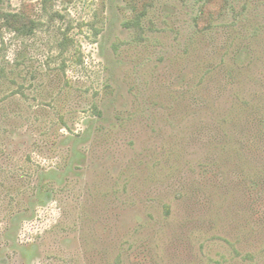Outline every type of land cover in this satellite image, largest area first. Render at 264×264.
I'll list each match as a JSON object with an SVG mask.
<instances>
[{
    "label": "rangeland",
    "instance_id": "obj_1",
    "mask_svg": "<svg viewBox=\"0 0 264 264\" xmlns=\"http://www.w3.org/2000/svg\"><path fill=\"white\" fill-rule=\"evenodd\" d=\"M0 11V264H264V0Z\"/></svg>",
    "mask_w": 264,
    "mask_h": 264
},
{
    "label": "trees",
    "instance_id": "obj_2",
    "mask_svg": "<svg viewBox=\"0 0 264 264\" xmlns=\"http://www.w3.org/2000/svg\"><path fill=\"white\" fill-rule=\"evenodd\" d=\"M37 22L22 12H3L0 11V30L2 28L13 31L17 35H30Z\"/></svg>",
    "mask_w": 264,
    "mask_h": 264
}]
</instances>
